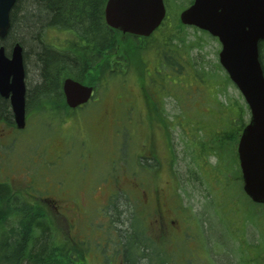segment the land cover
<instances>
[{
  "label": "rangeland",
  "instance_id": "374dc122",
  "mask_svg": "<svg viewBox=\"0 0 264 264\" xmlns=\"http://www.w3.org/2000/svg\"><path fill=\"white\" fill-rule=\"evenodd\" d=\"M189 2L190 0L165 1L167 7L166 19L163 25L153 33L149 40V43L153 42V48L146 49L141 54L143 57V61L141 62V69L143 68L142 72L135 69L140 75L139 77L143 78L142 80L145 81L144 88L140 87L135 73L127 77L129 84L132 86V103L136 106V109L131 112L132 115L130 114L128 116V114L124 112V108H117L116 112L113 114H108L105 119H100L99 105L102 104L101 101L105 100L104 108H106L117 95H121L120 88L117 86L118 84L115 79L109 83L108 81L104 83L103 80L101 83L98 82L97 85L98 91L96 92V96L98 97H96L95 100L98 101L90 104L87 112L83 114L84 118L82 120H84V122L82 125L84 129L76 127L78 122L72 116L73 114L69 116V114L66 113L68 109L64 107V102L62 103V101L40 97V95L36 98H28V89L33 91L32 87H36L42 83V64L37 55L38 45L36 44L34 47L29 46V44H25L23 41L26 50L29 51L25 60L28 124L27 127L21 130L18 136H16L15 140L12 139V142H8L10 147L1 145L6 151V156L5 158H0V166H4L7 169L6 174H13L12 178L16 179L20 177V174H26L29 178L36 179L35 181L38 182L41 178L50 180L59 179L65 185L71 186V189L74 190L77 197L81 198L80 193L85 190L86 184L90 182L95 184L97 177L96 174H91L86 171L84 168L86 158L85 156L79 155V148L72 150L71 138L75 141L76 146L80 141L87 142L90 139L89 131H91L94 137L95 131H98L100 126H109L108 122L111 124L110 118L114 120L116 117L114 124L120 126V130L124 129V131L130 132L132 136L133 132H135V139L139 142L138 132L141 133L143 129L145 130L148 126V117L144 116H146L148 110L152 109L155 112V114H152L154 121L153 125L159 136L156 141L157 152L155 150L152 151L151 148L142 150L135 141H131V136L129 138V134H127L131 144L128 146V151L126 150L121 156L125 159H130L134 158L131 152L133 155H138L143 151L149 155H152V153L155 155L157 161L151 158L142 160L146 164L147 162L151 164L157 162L156 165L152 164L153 166H148V168L152 170L153 175H157L158 183H160L161 186L164 184L165 180L171 181L168 187V200L169 206L171 207V215L167 220L168 223H172V221H175L176 224L185 223L187 222V218L190 217V213L204 211V207L208 202L206 194L208 193L209 182L205 180L200 181L195 177L203 176V173L192 161L190 153L192 150L191 141H199L201 137L200 132L198 134L195 133V131L194 133L191 132V124H186L184 126L177 124L174 126L169 120L167 122L166 118H176L178 123H185L186 121L182 120V118L186 114H189L190 121H212L215 120L214 115L216 116V120H218L219 116L216 111L213 110V107H216V105H214L212 99L209 98L214 95L213 83L205 82L198 78L195 74V68L199 71H203V69L208 70L209 73H215L218 77H225L227 72L219 61L221 43L218 38L195 27L186 26L180 29L177 26L179 25L178 13H180L183 8L189 6ZM24 6L27 5L25 4ZM59 32L62 33L61 31ZM50 35L55 37L54 41L56 43L64 41L62 36L56 37V31H51ZM27 36L23 28L14 26L9 39L15 43L16 41L24 40ZM165 42L181 48L180 51L185 56V61H182V64L179 63L180 66L178 65V68H182L183 70L185 68L183 65L187 67L183 72L158 70L157 73L151 74L150 77L147 71L152 72V70L159 66L154 57V55H156L155 51L161 47L165 49ZM191 67L194 70H191ZM96 75L97 74L91 73L90 77L86 80H96ZM101 78H104V75L101 74ZM151 78L155 80L156 83H166L167 86L165 90H171V88H174V90L169 92H158V89L162 91L163 89L153 82ZM108 79H111L109 75ZM124 91L123 94H129V90ZM142 92L146 94V99L150 102L149 106L145 98H142ZM220 98L226 102L239 100L241 103H245L241 91L233 82H228L226 86H224L223 90L220 92ZM180 113L182 115L181 118L177 117ZM249 118L250 110L248 109L247 120ZM100 120H103V122ZM140 124L142 125L141 129L138 128ZM78 131H80V135H75L74 138L72 135ZM56 137H60V139L58 141L54 140ZM94 140H90L89 142L93 143L94 147L97 148L98 146H96L94 142H98L99 140L95 137ZM142 140L144 139H140V141ZM57 142L62 144V146H60L61 149L68 151V149L71 148V151H68L63 156L61 164L57 168L51 169L47 166L49 163V155L48 153L44 155L42 153V148L50 146L52 150L53 145L57 144ZM237 145L238 142L235 146L236 150ZM144 153L143 157H145ZM216 162L217 157L212 154L209 155V163L215 164ZM134 163L138 164V162L135 161ZM111 164L112 162L108 161L107 166H111ZM120 165L121 162L118 163L117 168L120 169ZM141 172V174L147 176L146 170ZM43 173L45 174L42 175ZM174 174L176 177L178 175L180 183L176 182ZM6 179L11 180L9 178ZM11 181L14 182L13 179ZM14 183L19 185L13 186V188L16 189L15 191L20 192V197L27 199V190L31 191V187L29 186L27 189L23 184L21 185L18 182ZM135 202L143 210H141L142 213H139V215L145 218L142 217V219L145 220V224L142 226L138 224L139 227H141L137 233L142 236L143 232L145 238L150 236L154 241H157L158 239L156 238H160L161 236L164 238L165 235V240H167L166 237H170V235L167 231L157 228V224L155 223V217L157 216L150 207L143 206L141 201L124 198L119 199L117 204L114 201V205L103 209L101 213L95 210L85 209L81 214L74 215L72 221H75V226L71 228V235H69L67 227L68 220L58 215L56 219H53L54 223L58 222L55 237L60 238L61 243L66 242L68 245H74L77 250V256L80 257V260L86 259L87 264H106V259L108 262H111L112 259L108 255V252L114 255L122 253L121 242L124 239L123 235H126L127 232L132 230V219L135 215H138L134 212ZM256 205L258 206L257 209H254L257 213L256 222L248 221L242 230H238L234 226H231L229 220H220V217L212 211L213 207H207V210L214 216L212 218L214 223L209 225L207 233L210 234L212 240L218 244V246L214 247L212 252L208 254L211 259L209 264H258L259 260H264V206L259 204ZM117 207L122 208L120 214L116 212V209H118ZM66 210L69 211L68 209ZM66 214L71 218L70 212H66ZM151 222H153L154 225H151ZM147 223H150V226L146 225ZM215 227H217V230H220V228L223 229L225 234L224 237H222L223 242L218 239V234L222 231H220L217 234L218 237L214 239ZM145 228L146 230L144 231ZM178 228L175 231L177 236L173 235L174 238H172L174 242L184 241L182 232H180ZM182 228H184L186 234V225H183ZM195 234L198 236V243L200 244L199 246H201V244H203V236L199 233L198 227H196ZM50 235H52V232ZM194 245H196L194 240L188 243L185 242L184 244L185 247ZM201 254V250L197 249L195 254L190 253L189 256H191L192 259H196L198 256L201 257ZM71 261L74 264L76 262L74 258H72ZM193 262L196 263L195 261Z\"/></svg>",
  "mask_w": 264,
  "mask_h": 264
},
{
  "label": "trees",
  "instance_id": "16d2710c",
  "mask_svg": "<svg viewBox=\"0 0 264 264\" xmlns=\"http://www.w3.org/2000/svg\"><path fill=\"white\" fill-rule=\"evenodd\" d=\"M105 3L106 0H18L16 2L12 13L10 34L13 27L19 21V24H21L22 20L35 24L33 26L35 29L38 24H57V22L62 21L69 25H76L80 29L83 27L85 32L95 38L93 39L92 37V43L88 44L91 48L90 50H85L83 54L75 53L79 58H82L81 61H78V57L73 58L69 62H56L53 58H48L43 64L42 53L45 50L43 52L38 51L37 55L42 63L43 79L42 84L34 87L33 91L30 90L32 98L38 97L40 93L47 94L49 92H60L63 95L62 83L66 76L85 80L90 77L91 73L96 74L100 72L102 74L104 69L101 68V65L95 70H93L92 65L95 64L97 56L105 53L106 48L113 46L116 47L115 50L108 53L109 57L106 60L108 62L103 64H111L113 56L120 54L124 57L125 63L131 65L132 68L137 66V69L142 72L141 62L143 59L141 54L147 49L146 44H143V38L139 39L140 37L128 35L121 42L120 37L117 35L118 31L110 28L105 22ZM25 4L27 6H24ZM177 26L180 29L186 27L180 22ZM19 28L22 27L20 26ZM86 38L90 40V38ZM21 41L23 43V40ZM144 41L147 42V40ZM165 43V49L161 47L156 50L164 65L162 66L163 71L167 70L164 68L167 67L170 72H183L187 66L183 65L185 67L183 70L182 68H178V65L180 66L182 61H185V56L180 51L181 48L168 42ZM149 44L153 45V42ZM48 47L50 48L49 45ZM117 49H120V51H116ZM53 51L57 53V50ZM50 56L53 55L51 54ZM260 59L264 68V41L260 42ZM106 61L104 60V62ZM110 73L113 74L115 72L111 70ZM195 74L205 82L213 83L214 95L209 98L216 105V107L214 106L215 108L213 107V110L219 116L218 120H216V116L214 115L215 120L212 121H190L189 114H186L182 118V120L186 121L185 123H178L176 118L169 119L167 117L166 119L167 122L169 120L174 126L177 124L183 126L191 124V132L194 133L195 131L197 134L200 132L201 137L199 141H191L192 150L190 153L192 161L203 173V176H201L202 180L209 182L208 193L206 194L208 202L204 207V211L190 213L191 215L187 218L186 222L189 223L188 237L186 240L183 239L184 241L174 242L172 240L173 236H167V240L161 236L157 241H154L148 235L145 238L143 232L142 236H140L137 231L142 226L143 216L135 215L131 223L132 230L124 235V243H130L128 245L133 246L135 251L132 256L137 255L139 258L142 257V259L140 258L142 264H209L211 259L208 254L212 252L214 247L218 246L212 240V236L207 233L209 225L214 223L212 219L214 216L207 210L209 206L213 207L212 211L220 217V220H229V224L238 230H242L248 221L256 222L257 213L254 209H257L258 206L242 190L241 170L235 148L239 136L247 123L248 107L246 103H241L239 100L226 102L220 98V92L224 86L228 82H232L228 75L218 77L215 73H209L208 70L203 69V71H199L196 68ZM140 86L144 88V83ZM173 90L174 88H171L170 91ZM143 94L146 95L144 92ZM177 117L181 118V113ZM153 124V115L148 116V131L156 129ZM151 149L152 151L156 149L154 143ZM211 154L217 157L215 164L209 163V155ZM139 162L143 166L145 165L141 158ZM195 177L199 178L198 176ZM19 193L9 183L0 182V212L4 210L11 212V217H13L12 224L17 226L9 228L4 215L0 217V264H74L71 261L72 254H76L75 264H87L83 260H80V257L77 256V250L73 246L66 244V242L61 243L60 241H56V239L53 240L55 235H50L52 231H48V235H46L42 230L41 235L37 237L38 245L44 251V258L39 257V254L33 248L28 251L27 238L29 236L34 237L38 233L36 228L39 227L40 221L46 220L52 222V219L39 204L28 203L24 198L20 197ZM33 217L36 225L32 222ZM138 224L141 226L139 227ZM196 227H198L199 233L203 236V244L201 246H199L198 236L195 234ZM220 231L223 232V229L217 230V227H215L214 239L218 237L217 234ZM222 232L218 234V239L223 242L222 237L225 234ZM231 234L233 235L232 231ZM47 237L48 239H46ZM188 240H194L196 245L185 247V241ZM54 249L57 250V253H55ZM197 249L201 250V257H205L204 259L201 260L199 256L196 259H192L189 256L190 253L195 254ZM58 253L60 254L59 256L57 255ZM24 255H26V259L23 257ZM141 261H139V264ZM128 264H138V262L131 257ZM258 264H264V260H259Z\"/></svg>",
  "mask_w": 264,
  "mask_h": 264
},
{
  "label": "water",
  "instance_id": "95a60500",
  "mask_svg": "<svg viewBox=\"0 0 264 264\" xmlns=\"http://www.w3.org/2000/svg\"><path fill=\"white\" fill-rule=\"evenodd\" d=\"M17 0H0V37L9 33L10 14ZM166 16L164 0H107L109 26L124 33L149 36ZM185 25L218 37L221 65L238 86L250 108V121L238 142L243 190L249 199L264 204V69L259 43L264 40V0H194L180 13ZM23 48L13 47L11 57L0 48V94L10 98L17 126L26 125V82ZM69 106L87 102L93 87L75 79L64 81Z\"/></svg>",
  "mask_w": 264,
  "mask_h": 264
},
{
  "label": "flooded vegetation",
  "instance_id": "af4514ba",
  "mask_svg": "<svg viewBox=\"0 0 264 264\" xmlns=\"http://www.w3.org/2000/svg\"><path fill=\"white\" fill-rule=\"evenodd\" d=\"M108 57L109 55L106 54L104 60L106 61ZM154 57L157 60V62L160 61L159 57H156V55ZM111 64L113 63L111 62ZM117 68L119 67L117 66ZM135 74L137 76V72H135ZM116 80L117 83L122 86L123 90H129V94L117 95L112 100V102L107 105L106 108H104L105 100L101 101L102 104L99 105L100 119L106 118L108 114H113L114 112H116L117 108L127 107L128 111H130L131 108L132 111L136 109V106H134L132 103V96H133L132 86L129 84L128 82L129 80L127 78L124 79L121 76H119L118 79ZM96 82H100V79L98 78ZM97 85L98 83H96L95 85V90H97ZM0 97L2 98V96ZM142 98H145V101L149 106L150 102L148 99H146L147 96L142 94ZM5 100L9 103V107H10V100L6 98ZM97 101L98 100H94V97L92 96V98L87 103L81 104L77 108L67 110L66 113L69 114L71 112L72 114H77V116L80 114H85L88 110L89 105ZM83 122L84 120L81 121L78 120V124L76 125V127L79 129L81 128L84 129L82 125ZM101 122H103V120ZM109 128L111 129V131L108 130ZM138 128L141 129L142 127L138 125ZM20 132L21 129H18L16 127L13 114L11 118H9L7 114L4 116H0V142H1L0 146L2 145V146L10 147L8 145V142L11 141L12 139L15 140L16 136H18ZM109 134H111L114 137L112 138V140L108 138ZM127 134H129V138H130L131 133L124 131V129L120 130V127L118 126H109V127L105 125L100 126L99 130L95 131V135H94V137L99 140L98 142H94L95 145L98 146L97 148L94 147L93 143L89 142L90 140H94L91 131H89V135H90L89 141L87 142L80 141L77 146L75 141H73V138H71L72 150L75 148H79L80 150L79 155L85 156L86 158L84 168L86 169L87 172L91 174H96L97 177V181H95V184L91 182L86 184L85 190L80 193L81 198L77 197V194H75L74 190L71 189V186L65 185L59 179H53L54 180L53 181L50 179L41 178L40 181L38 182L35 181L36 179L29 178L26 174H20V177L16 179V178H12L13 174H9V173L6 174L7 169L4 166H0V182L9 183L12 187L19 186L16 185L14 182H18L21 185L23 184L27 189L30 186L31 187L30 189H33V191L27 192L28 198L26 199V201L30 204H39L45 210L46 214L49 215L53 223V228H52L53 235L56 234V230L58 228V222L54 223L53 219H56L58 215L68 220L67 227H68L69 235H71V228L75 226V221H72L74 215L81 214V212L84 211L85 209L95 210L96 212L101 213L103 209L114 205V201L116 204L118 203L119 195H122V193L124 192V187L130 189L132 196L131 199L134 200L137 199L138 201H141L144 206L150 207L155 214L159 215V218L162 219L160 225H164L169 228H172L167 221L171 215V207L169 206V200H168L169 180H165L162 186L159 185L151 190L147 188H142L137 184V178L140 177V171H139L140 168L137 167L138 164H135L134 161L138 162V160L135 158L125 159L121 156L124 153L125 149L127 150L129 149L128 146L131 144ZM75 135H80V131L75 132L72 136L75 138ZM135 136L136 133L133 132L131 141L133 140L136 141ZM138 137L144 139L142 142L143 147H149L153 143L155 145L156 141L159 138L156 129L154 131H148V130L145 131L143 129L141 133L138 132ZM59 139L60 137H56L54 140L58 141ZM145 141L147 142L144 143ZM136 142L140 145L138 141ZM2 146L0 147V158H5L6 151ZM60 146H62V144L57 142V144L53 145L52 150L50 146H45L44 148H42V153L44 155L45 153H48L49 155L48 158L49 163L47 165L48 168L51 169L57 168L61 164V160L63 159V156L68 151H71V148H69L68 151H66L64 149H61ZM108 161L112 162L111 166H107ZM119 162H121L120 169L117 168ZM131 166H135V167L132 168ZM145 170L147 171V177L150 180L158 182L157 175L156 174L153 175L152 170H150L148 167H145ZM44 174L45 173H43L42 175ZM5 177L11 180L13 179L14 182H12L11 180H7ZM109 181L110 183H108ZM115 195L118 198L114 199ZM66 209H68L69 211H67ZM66 212L71 213V218L69 217L68 214H66ZM180 225L183 226L185 224L180 223ZM181 232L182 234L185 235L184 228H181ZM55 239L56 241H60V238L54 237L53 240ZM71 246H73L74 249L76 250V247L74 245ZM71 258L76 259V254H72Z\"/></svg>",
  "mask_w": 264,
  "mask_h": 264
},
{
  "label": "bare ground",
  "instance_id": "6f19581e",
  "mask_svg": "<svg viewBox=\"0 0 264 264\" xmlns=\"http://www.w3.org/2000/svg\"><path fill=\"white\" fill-rule=\"evenodd\" d=\"M18 1V0H17ZM60 19V18H59ZM10 20H11V24H12V14H10ZM20 21L18 22V24L16 26L18 27H22L23 30L25 31L27 38H24V42L25 44H29V46H35L36 44L38 45V51L39 52H43L45 50V52H43V64L45 63V60L48 59V58H53L56 62H69L70 60H72L73 58H76L78 57L77 55H75V53H80V54H83L85 50H90L91 48L88 46V44H91L92 43V37L83 30V27H78L76 25H69V24H66L62 21H59L57 22V24H48V25H42V24H38L36 26V29L35 27H33L35 24L29 22V21H25V20H22L21 21V24H19ZM10 29H11V26H10ZM59 30L62 32V35H63V38H64V42L65 43H56L54 41L55 37L54 36H51L50 35V32L51 31H56L57 32V38L59 37ZM68 30H70V32H68ZM10 35V30H9V33L6 37H0V48L1 47H4L5 50H6V53L9 57H11V54H12V51H13V47L14 45L16 44V42L20 43L22 48H23V56H24V60H26V56H27V53H29L28 50H26L25 46H24V42L22 43V41H16L15 43L12 42L11 39L8 38V36ZM118 37L120 36V41L122 42L123 41V38L128 36L129 34H122V30L118 29ZM86 37L90 38V40H88ZM93 39H95L93 37ZM143 41V44H146V48L147 49H151L153 48V46L151 44L148 43L149 40ZM33 42H36V43H33ZM39 42H40V47H39ZM50 46V48L48 47V45ZM79 44V46H78ZM115 46L111 47V48H106L105 50V53L103 54H100L99 56L96 57V61H95V64L92 65L94 68L93 70H95L97 67H100L101 65V68H103L104 70L102 71V75H104V78H101L100 80V83L103 81L104 79V83L106 81H108V75L110 74V71L111 70H114L115 73H117L119 76L123 77V78H127L129 76H131L133 74V70H132V67L131 65H128L127 63L124 62V57L121 56L120 54H117V55H114L113 56V59H111L112 63L113 64H103V63H107L108 61L104 62V54H108L110 52H112L113 50H115ZM43 49V50H41ZM57 50V53H54L53 50ZM75 50V51H74ZM53 51V52H52ZM116 51H120V49H117ZM67 52V53H66ZM53 55V56H50V55ZM79 58V57H78ZM82 58H79L78 61H81ZM91 62V61H89ZM110 62V63H111ZM42 64V63H41ZM42 66V65H41ZM115 66H118L119 68L115 67ZM100 69V68H99ZM121 69V70H120ZM67 78H72V79H76L75 77L73 76H66L63 80V83H62V91L64 92V81L67 79ZM103 83V84H104ZM109 83V82H108ZM42 84V83H40ZM39 84V85H40ZM105 85V84H104ZM27 86V85H26ZM37 87V86H36ZM34 88V87H32ZM31 90V89H30ZM30 90L28 89V98H31V93H30ZM40 97H46V98H49V99H53L55 101H63L64 102V98H63V95H61V93H53V92H49L47 94H43V93H40L39 94ZM0 96H2L0 94ZM3 98L0 97V116H4L7 114V116H9V118H11L12 116V111L10 110V107H9V103L4 99V101H2ZM68 110H71L73 109L72 107H67ZM124 112L127 114V113H130L132 112V108L130 109V111H128V108L127 107H124ZM152 114H155V112L153 110H149L147 115L151 116ZM72 113L70 112L69 113V116H71ZM78 120H82L84 118V115L83 114H80L77 116V114H74ZM116 117L113 119L110 118L111 120V124L110 122H108V125L109 126H116L114 124V121H115ZM108 126V127H109ZM120 127V126H118ZM109 131H111V129L109 128L108 129ZM243 131V130H242ZM242 134V132H241ZM241 134L239 136V139L241 137ZM108 138L110 140H112V138H114L111 134L108 135ZM139 139V143H140V147L141 149L143 150V147L141 146L142 141H140V137H138ZM238 139V140H239ZM147 141H145L146 143ZM85 152V151H84ZM143 153L144 151L141 153V154H138L137 156L139 157H143ZM145 157H146V153H144ZM167 166V164H166ZM174 176L176 177V175L174 174ZM199 180H202L201 176H198ZM178 175L176 177V182L180 183L179 179H178ZM158 181V179H157ZM170 182L171 181H168V187L170 185ZM110 183V181L108 182ZM137 184L142 187V188H147V189H154L155 187L159 186L160 184L156 181H152L150 180L146 175H143L141 177H138L137 178ZM33 191V189L31 190ZM28 192V190H27ZM118 198L116 195L114 197V199ZM121 198H124V199H131L132 196H131V192H130V189L127 188V187H124V192L122 193V195H119V199ZM118 208V207H117ZM134 209H135V213H137L139 215V213H142V209L141 207L135 202V205H134ZM121 210L122 208L119 207L118 209H116V212L118 214L121 213ZM142 210V211H141ZM2 212V213H1ZM0 212V217L2 215H4L8 225H9V228L10 227H17L15 225L12 224V218L11 217V212H8L7 210H4V211H1ZM14 213V212H13ZM29 220V219H28ZM145 220H143V224ZM32 222L35 223V220H34V217L32 219ZM159 222V220L157 218H155V223ZM36 225V223H35ZM146 225H149L150 226V223H147ZM151 225H154L153 222H151ZM38 227V226H37ZM52 228H53V223L52 222H49V221H46V220H42L39 222V227L36 228L37 230V236L34 235V237H28L27 238V245H29V250H31L33 248L34 251H36V253H38L39 257H42L44 258V251H42V248L39 247L38 245V241H37V237L39 235H41L42 233V230L46 233V235H48V231H52ZM48 229V230H47ZM124 236V235H123ZM48 239V237L46 238ZM12 242H15V241H12ZM11 242V243H12ZM130 243H124V239L123 241L121 242V247H122V253H118L116 255L108 252L109 256L111 257V262H108L107 259H106V264H119V263H122V264H128V261H130L131 257H133L134 259L137 260L138 264H139V261H141L142 257L139 258V256H132V254L134 253V249H133V246L131 245H128ZM27 249V248H26ZM55 250V249H54ZM57 253V250H55ZM108 251V249H107ZM14 254V253H12ZM58 256L60 255L59 253L57 254ZM23 257H25L26 259V255H24ZM51 257V255H50ZM205 257H201L200 259H204ZM144 259V258H143ZM140 264H142V261L140 262Z\"/></svg>",
  "mask_w": 264,
  "mask_h": 264
}]
</instances>
